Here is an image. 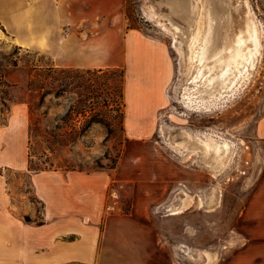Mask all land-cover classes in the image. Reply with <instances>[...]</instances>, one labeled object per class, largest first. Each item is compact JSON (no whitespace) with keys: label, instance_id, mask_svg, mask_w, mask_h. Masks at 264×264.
Here are the masks:
<instances>
[{"label":"rangeland","instance_id":"1","mask_svg":"<svg viewBox=\"0 0 264 264\" xmlns=\"http://www.w3.org/2000/svg\"><path fill=\"white\" fill-rule=\"evenodd\" d=\"M222 1L227 10L216 14L212 10L218 7L217 0L89 1L86 8L99 16L76 28L84 39L122 25L124 32L139 30L169 49L174 75L167 89L168 105L160 115L155 137L140 148L127 144L121 119L123 99L120 110L113 112L114 99L123 95L120 71L87 74L81 69H58L41 50L22 49L11 40L0 42L3 113L19 104H27L30 111L26 167L10 175L13 194L22 195L23 205L42 210L30 180L38 170L143 174L137 183H116L111 190L110 196L128 214L133 188L149 180L145 175L153 170L152 158L156 157L161 169L167 167L175 174L171 192L161 205L147 208L140 203L139 212L155 220V228L178 263L201 264L194 262L192 254L208 252L213 256L210 264H264V226L237 221L264 166L258 135L264 118V0ZM63 5L67 8V2ZM177 5L182 9H176ZM251 28L257 31V51L250 38ZM195 31L200 32L199 41L189 50V38ZM175 38L187 42L183 55L174 45ZM194 51L203 56L202 64L190 59ZM250 51L254 52L251 62L241 55L234 62L235 53L249 55ZM209 78L214 79L211 84ZM41 88L52 92L42 106ZM71 106L74 110L68 117ZM91 119L99 123L82 134ZM4 120L0 115V124ZM181 133L215 140L219 158L229 156L227 166L214 173L202 161L203 151H178L172 144L174 139L184 140ZM180 190L192 196L193 203L179 216L169 217L168 210Z\"/></svg>","mask_w":264,"mask_h":264},{"label":"crops","instance_id":"2","mask_svg":"<svg viewBox=\"0 0 264 264\" xmlns=\"http://www.w3.org/2000/svg\"><path fill=\"white\" fill-rule=\"evenodd\" d=\"M89 1L0 0V42L11 40L19 48L41 50L58 69H125L124 133L127 144L140 148L155 137L168 105L167 89L174 75L169 49L139 30L124 32L122 25L110 32L103 27L84 39L76 28L99 16L86 8ZM0 115L5 116L0 124V264H180L155 220L139 212L140 203L147 208L161 205L171 192L175 174L161 169L156 157L153 170L145 175L149 180L133 188L128 214L110 196L111 190L116 183L135 184L143 174L79 170L31 175L42 206L38 212L35 206L23 205L22 195L13 194L10 179L26 167L29 107L13 105L4 114L0 106ZM258 135L264 148V118ZM256 178L237 221L264 226V166ZM184 192L176 193L177 198Z\"/></svg>","mask_w":264,"mask_h":264},{"label":"bare ground","instance_id":"3","mask_svg":"<svg viewBox=\"0 0 264 264\" xmlns=\"http://www.w3.org/2000/svg\"><path fill=\"white\" fill-rule=\"evenodd\" d=\"M222 2H223L222 0H217L218 7L217 8H214L212 10V13L213 14H216L217 12H220V10L226 9L222 5ZM176 9L181 10L182 9V5H177L176 6ZM196 11L197 10H195V12ZM196 14H197V12H196ZM212 20H213V18H212ZM228 24H230V23H228ZM248 24L251 25L250 18L248 19ZM251 27H252V25H251ZM173 28H175V30H178L179 29V28H177L175 26V24L173 25ZM211 28L214 29V26H212ZM165 29L166 30H169V28L166 27V26H165ZM197 29H198V26H197ZM196 31L191 35V38H189V42H190L189 50H191V46L192 45H195L199 41V34H200V32L199 31L196 32ZM249 33L251 35L250 38L253 39V43H254L253 44V49H254V51H257L258 50V47H259V45H258V39H257L258 38L257 37V31H256V29H252L251 28V31ZM176 34L178 35V33H176ZM185 44L187 45V42L186 43H183V42H180L179 40H177L175 38V44L174 45L178 49L179 53L182 54V55L185 52L184 51V45ZM236 51H238V48H237ZM249 53H250L249 55L241 54L239 52L235 53L233 55L234 62L237 60V57H239V55H241L245 59L246 62H251V60H252V58L254 56V52L253 51H250ZM197 54H195V51L192 52V54L190 56V59L192 61L194 59H196V62L199 61L200 64H202L203 56L200 53H197ZM236 65L238 67H241V63L240 64L237 63ZM242 67L244 69L246 67V65H244ZM241 73H242V71L240 70V74ZM221 75H224V74L222 73ZM235 78L236 77H234V79L231 81L230 85H233V83L235 81ZM213 81H214L213 78H209L208 79V83H210V84ZM181 135L184 137V140H182V142L181 141H177V139H178L177 138V139H174L173 140V144H172V146L175 147L178 151H189V152H192V153H197V152L203 151L204 154H202L203 155V160L202 161H204L205 162L204 164L207 167L211 168V170L214 173L220 172L223 168H225L227 166L228 160H229V156L227 157L226 160L225 159L224 160H221L219 158L220 148L217 145V142L215 140H213L212 138L207 137V136H206V138L204 136V139H202V137H199V136L193 135V134H189V133H185V134H182L181 133ZM225 146H226V149L228 150L227 153L229 154L228 145H225ZM192 203H193V199L189 195L185 194L184 196H180V197L177 198V200L174 202L173 206L168 210V212H170V215H179L182 212H184L186 209H188L192 205ZM192 259L196 263H200L201 262V264H210L212 262V260H213V256L210 253H208V252H202V253L200 252V253L192 254Z\"/></svg>","mask_w":264,"mask_h":264},{"label":"trees","instance_id":"4","mask_svg":"<svg viewBox=\"0 0 264 264\" xmlns=\"http://www.w3.org/2000/svg\"><path fill=\"white\" fill-rule=\"evenodd\" d=\"M107 71H105V69L104 70H86V73L87 74H92L91 72L92 71H97L98 73H100V74H106V73H113V72H118V71H120L121 73H122V76H123V78H124V84H123V95H118L117 96V98L116 99H114V101H113V106H115V107H113L114 109H113V112L115 113V112H117V111H119L120 109V107H119V102H120V100L121 99H123V101H124V108H123V114H122V117H121V119H122V127H123V130H124V109H125V99H124V88H125V81H126V71H125V69H123V70H121L120 68H113V69H106ZM41 90H42V95H41V98H40V106H42L43 104H44V101H45V98L48 96V95H51L52 94V92H51V90H45L44 88H41ZM64 92H66V91H64ZM61 96V94L59 93V92H57V93H55V97L56 98H59ZM84 107H86V106H84ZM93 107H91V109H92ZM84 109L85 108H83L82 109V111L84 112ZM73 106H71L70 108H69V110H68V112H67V114H66V116H68V117H70L71 115H72V113H73ZM96 123H99L98 121H93V119H91L88 123H87V125L82 129V131H81V133L83 134L84 132H86V131H88L91 127H92V125L93 124H96ZM58 128V127H57ZM43 171H48V170H38L36 173H38V172H43ZM79 171H81V170H79ZM25 220L27 221V222H30L31 220H30V218L29 217H26L25 218Z\"/></svg>","mask_w":264,"mask_h":264}]
</instances>
